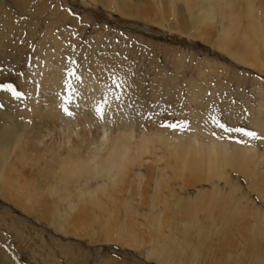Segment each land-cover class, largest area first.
Here are the masks:
<instances>
[{"label":"rangeland","instance_id":"rangeland-1","mask_svg":"<svg viewBox=\"0 0 264 264\" xmlns=\"http://www.w3.org/2000/svg\"><path fill=\"white\" fill-rule=\"evenodd\" d=\"M224 1L229 5L231 0ZM98 2L0 0V95L4 91L12 93L6 85L21 94L24 89L32 88L36 83L31 76L34 72L62 73L59 83L70 81L76 85L84 84L85 74L88 77L101 68L103 73L96 76L109 77L110 81H97L95 84L104 90L94 87L91 90L98 94L96 101L111 100L120 113H125L127 124L134 127V141L143 131L151 136L156 131L165 133L167 138L174 140L179 129L162 124L186 122L187 127L181 130L187 134L186 141L198 145L202 141L211 143L212 139L204 135H191L195 130L192 124L196 122L200 130L211 134L218 143L231 141L247 150L252 145L259 153L263 152V141L258 136L261 131L251 120L260 112L264 114V71L249 69L233 61L226 52L214 48L229 23L222 21L220 13L209 10L212 2ZM249 2L262 10L264 0ZM242 5L237 3L236 11H243L245 2ZM122 6L130 8L132 14H123ZM209 11L214 20L205 19ZM239 51L245 53L241 46ZM70 71L75 75L69 76ZM123 74H127L125 80L120 79ZM212 117L228 127L255 131L258 138L239 132L226 133L216 126ZM157 144L156 156L148 154L143 160L157 180L161 176L169 179L172 188L165 190L168 193L165 196L173 202L174 190L180 192L184 185L175 180L169 150L164 151ZM163 156L166 159L161 160ZM166 160L170 170L166 169ZM25 170L30 175L33 171ZM136 174L145 175L143 167L137 168ZM234 177L232 181L237 180ZM241 184L239 195L252 212L258 210V215L254 211L243 220H237L238 228L234 230L224 225L214 226L202 216L204 230L200 235L191 233L195 245L188 243L189 247L196 246V264H264V221L259 218V214L264 213V199L261 201L249 191L247 181L242 180ZM210 186L199 182L196 194L203 189L208 191ZM168 187L165 185V189ZM146 188L147 201L150 199L153 204L149 194L153 195L155 189ZM192 192L185 198H193ZM18 197L16 194L11 200L0 197V239H4L0 241V248L8 249L6 261L11 259L19 264H169L170 261L185 264L181 251L174 248L163 253L153 244L155 257L148 259L146 250L131 249L121 242L109 243L101 231L104 221L90 217L78 219L76 211H70L65 204L58 203L55 209L50 204L52 198L42 199L32 210L33 215L27 214L14 205L13 199ZM135 199L133 206L140 208V197ZM73 204L78 205V200ZM144 210L148 209L141 211L142 215L136 218L137 224L145 223ZM168 217L170 223H175L183 216L170 211ZM122 221L127 222L124 217ZM139 227L144 241L162 237ZM150 246L152 243L148 241L146 247Z\"/></svg>","mask_w":264,"mask_h":264},{"label":"bare ground","instance_id":"bare-ground-1","mask_svg":"<svg viewBox=\"0 0 264 264\" xmlns=\"http://www.w3.org/2000/svg\"><path fill=\"white\" fill-rule=\"evenodd\" d=\"M209 2H212L209 10L220 13L222 21L229 23L214 48L249 69L264 71V4L259 11L249 0H231L229 5L224 0ZM244 2V10L236 11L235 5L243 6ZM210 11L206 20H214ZM121 12L132 14L125 6ZM240 46L245 53H240ZM100 73L103 69L98 68L90 76L84 75V84L74 85L70 81L59 83L62 73L34 72L31 76L36 83L24 89L20 98L8 91L0 95V197L11 200L13 194L21 196L13 199V203L30 215L42 199L52 198L50 204L55 209L58 203L65 204L70 211H76L78 219L90 217L104 221L101 231L109 243L121 242L131 249L146 250L148 259L155 257L153 244L163 253L174 248L181 251L185 264H196V246L189 247L188 243L195 245L191 233L200 235L204 230L202 216L214 226L224 225L234 230L238 228L237 220L254 211L258 215V210L252 212L239 195V185L242 186V180L247 181L249 191L261 201L264 199V114L260 112L251 120L261 131L258 136L263 141L262 153L252 145L247 150L231 141L218 143L211 134L200 130L196 122L192 124L195 130H191V135H204L212 139L211 143L202 141L198 145L186 141L187 134L180 129L174 140L165 133L156 131L151 136L143 131L134 141V127L127 124L125 113H120L113 101L107 100L103 119L95 114L97 104L106 99L96 101L98 94L91 88L104 90L95 82L110 81L109 77L96 76ZM126 75L120 79L125 80ZM64 106L74 115H66ZM156 143L164 151L169 150L175 180L184 185L180 192L174 190L173 202L168 201L165 191L172 188L169 179L161 176L157 180L143 160L148 154L156 156ZM140 167L145 175L136 174ZM166 167L170 170L168 162ZM25 168L33 170L31 175ZM234 176L237 180L232 181ZM199 182L209 183L208 191L203 189L196 194ZM165 185L169 187L165 189ZM147 186L155 189L153 195L149 194L153 204L150 199L147 201ZM191 190L193 198H185ZM135 197H140V208L133 206ZM77 200L78 205H74ZM143 209H148L142 216L146 224H137L136 218ZM170 211L183 217L170 223ZM123 217L127 222L122 221ZM259 218L263 222L264 213ZM139 226L148 229L151 235L157 232L162 237L144 241ZM148 241L152 246L146 247ZM7 257L8 249L0 248V264H19L16 260L6 261Z\"/></svg>","mask_w":264,"mask_h":264},{"label":"snow or ice","instance_id":"snow-or-ice-1","mask_svg":"<svg viewBox=\"0 0 264 264\" xmlns=\"http://www.w3.org/2000/svg\"><path fill=\"white\" fill-rule=\"evenodd\" d=\"M68 75L73 76V75H75V73L73 71H70V72H68ZM114 83H115V81H114ZM5 87L8 88V90L11 91L12 94L14 96H16L17 98H20V96L22 95L20 92H17L15 89H13L10 85H6ZM117 87H119V85H117ZM116 99H119V97H116ZM107 103H108L107 100H104L102 103H98L97 106L95 107V114L100 119H103V117H104V108H105V105ZM63 111L68 116L74 115V113L71 112L67 106L63 107ZM212 120L218 128L222 129L226 133L239 132L243 136L258 138L257 133L255 131H249V130H246L244 128H238V127L237 128L228 127L224 123H221L219 120H216L215 117H212ZM162 126L168 127L171 129L184 130L187 127V123L186 122H184V123L165 122L164 124H162ZM221 138H223V137H221ZM237 142H241V141H237Z\"/></svg>","mask_w":264,"mask_h":264}]
</instances>
